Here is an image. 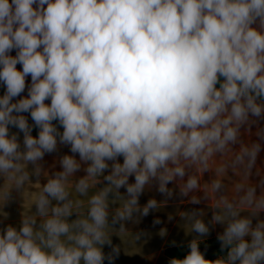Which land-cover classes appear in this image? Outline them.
<instances>
[{"label":"clouds","instance_id":"9594fccd","mask_svg":"<svg viewBox=\"0 0 264 264\" xmlns=\"http://www.w3.org/2000/svg\"><path fill=\"white\" fill-rule=\"evenodd\" d=\"M28 76L27 97L13 102ZM0 82V176L11 182L0 202L39 177L40 161L58 144L72 153L42 186L35 213L25 214L18 230H0V264H114L119 248L109 228L124 231L123 222L160 207L156 199L140 205L147 187L168 200V185L179 180V195L188 197L200 188L191 170L207 172L214 157L229 153L216 173L242 172L238 200L221 195L208 223L196 211L183 214L199 237L223 225L217 240L227 256L207 260L193 239L189 253L168 264H264V179L247 183L261 144L240 139L241 128L256 123L250 118L264 119V0H0ZM10 127L23 133V148ZM256 135L264 140V128ZM82 165L86 175L71 183ZM101 177L106 186L81 214L85 202L72 192L87 197ZM121 188L126 196L110 221L109 197ZM222 188L216 179L189 202Z\"/></svg>","mask_w":264,"mask_h":264},{"label":"crops","instance_id":"0c3cea01","mask_svg":"<svg viewBox=\"0 0 264 264\" xmlns=\"http://www.w3.org/2000/svg\"><path fill=\"white\" fill-rule=\"evenodd\" d=\"M35 7V5H34ZM253 27H259L258 22ZM12 56L16 55V51L13 50L9 53ZM17 70L22 71V65L17 64ZM223 79V78H221ZM26 88L20 97L14 98L13 102L20 98H25L28 95L27 88L31 85V77L25 78ZM219 85H217L218 87ZM6 87L0 82V97L4 95ZM46 104H50V100L45 101ZM28 121L31 120L30 113H23ZM256 120V123L251 126H244L241 128V141L244 144H251L259 142L261 144V151L258 154L256 165L252 170V174L248 178L247 183L251 185H258L261 179H264V140H260L256 135L259 129L264 128V119L250 118ZM33 126V137L38 136L39 129L35 127L34 122L30 124ZM58 130L63 131V128L57 124ZM16 133L19 137V143L23 148V133L19 132L17 128L10 127V134ZM233 147L234 151H239L240 144H236ZM63 155H72L69 150V146L59 145L58 150L52 154H46L44 159L40 161L43 167V171L39 177L30 176L28 182L25 183L21 190L15 188L10 189L11 199L6 203L0 202V230L4 229L8 225H11L17 230L20 227L21 219L25 214L35 213L34 201L39 194L42 186L47 180L53 176L55 172L62 171L59 160ZM79 160V156L75 157ZM232 154H226L225 156L214 157L209 171L203 173H196L195 168L191 170L192 174L198 175L200 188L192 193H189L188 197H181L179 195V184L182 181L170 183L168 187L173 190V197L165 200L166 198L159 194L155 185L147 187L145 192L140 197V205L143 206L149 199H156L160 204L155 210H151L147 217H143L139 214H135L133 218L124 223V231L120 230L119 225L109 228L112 244L119 248V257L115 259L114 264H168V261L172 259L169 255V251L173 248L188 246L193 239H199L200 244H204L207 241L217 239L218 234H221L224 230V226L220 224L210 225V234L204 237H199L197 233L191 230L192 221L185 218L183 214L196 211L200 213L197 218L203 219L205 223L212 220L214 212L220 211L214 208V204L220 198L221 195L228 197L230 200H238V194L234 191L235 185L245 182L242 172L237 169L227 168V170L220 175H217L216 168L222 164L230 163ZM119 162L122 163L123 159L119 158ZM111 164V162H109ZM87 165H82L80 171L76 172L72 178L71 183H75L78 179L86 175L83 168ZM32 165H28V170L31 172ZM108 173L105 172V175ZM185 176V182L187 180ZM219 179L223 185V188L219 193H207L208 198L202 199L200 204H191L189 201L192 195L197 197H204L206 195V189L210 187L212 181ZM102 181L90 188L87 197H81L72 192V198L83 200L85 203L79 210L81 214H87V199L90 198L100 188L106 186ZM129 183H134V177L129 179ZM11 182L7 181L6 177L0 176V190L5 187H10ZM261 194V189L257 187V195ZM126 196V190L121 188L119 190V196L110 195L109 197V220L115 214L116 210L121 207L123 198ZM243 215H248L249 210L242 209ZM75 215L71 219H75ZM160 219L161 223L153 226L154 219ZM261 219H264V213L260 214ZM39 219V218H38ZM256 221L254 220L253 223ZM137 233H143L139 239L136 238ZM163 233V235L161 234ZM175 242V246H171ZM104 252L107 254L111 252V248L107 245L104 247ZM228 249H225L222 256L216 254H205V259L215 260L220 257L227 256ZM107 264V261H105Z\"/></svg>","mask_w":264,"mask_h":264},{"label":"trees","instance_id":"16d2710c","mask_svg":"<svg viewBox=\"0 0 264 264\" xmlns=\"http://www.w3.org/2000/svg\"><path fill=\"white\" fill-rule=\"evenodd\" d=\"M28 123L32 124L33 123L32 119L28 121ZM53 123H57V122L54 121ZM199 247H200L201 252L205 254H209V255L216 254V255L222 256L224 252V250L223 251L220 250V243L217 239L207 241L204 244H200ZM189 251L190 249L188 246L177 247V248L171 249L169 251V255L172 258L183 259L189 253Z\"/></svg>","mask_w":264,"mask_h":264}]
</instances>
